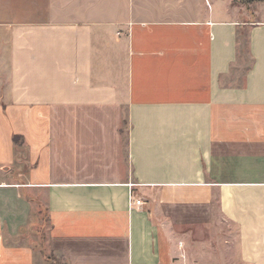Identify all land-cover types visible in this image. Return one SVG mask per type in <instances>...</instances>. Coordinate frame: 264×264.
<instances>
[{
	"label": "crops",
	"instance_id": "crops-1",
	"mask_svg": "<svg viewBox=\"0 0 264 264\" xmlns=\"http://www.w3.org/2000/svg\"><path fill=\"white\" fill-rule=\"evenodd\" d=\"M42 194L61 264H183L177 206L264 264V0H0V264Z\"/></svg>",
	"mask_w": 264,
	"mask_h": 264
},
{
	"label": "rangeland",
	"instance_id": "rangeland-1",
	"mask_svg": "<svg viewBox=\"0 0 264 264\" xmlns=\"http://www.w3.org/2000/svg\"><path fill=\"white\" fill-rule=\"evenodd\" d=\"M233 1L239 4L248 3L252 0ZM164 212L173 216V219L169 222L170 228L181 236L184 249V253L181 256L183 264H237L233 262L232 250L227 248L229 240H231L230 237L234 238L233 233L236 231L232 223L199 220L205 215L202 213L201 208L195 207H167ZM186 215L188 216V221L184 218ZM162 217L165 218L164 215L155 216V221L159 225ZM48 220L45 196L42 194V199L39 200L37 205V214L33 220L35 225L32 228L37 233L34 236L37 242L36 245L43 250L42 260H46L50 264L51 260H55L56 264H61L57 255L45 246L49 233Z\"/></svg>",
	"mask_w": 264,
	"mask_h": 264
},
{
	"label": "built area",
	"instance_id": "built-area-1",
	"mask_svg": "<svg viewBox=\"0 0 264 264\" xmlns=\"http://www.w3.org/2000/svg\"><path fill=\"white\" fill-rule=\"evenodd\" d=\"M135 185L134 182H131V186ZM144 204V201L141 197L136 195L135 192L131 193V206L136 205V206H142Z\"/></svg>",
	"mask_w": 264,
	"mask_h": 264
},
{
	"label": "trees",
	"instance_id": "trees-1",
	"mask_svg": "<svg viewBox=\"0 0 264 264\" xmlns=\"http://www.w3.org/2000/svg\"><path fill=\"white\" fill-rule=\"evenodd\" d=\"M55 262H56L55 260H51V264H56Z\"/></svg>",
	"mask_w": 264,
	"mask_h": 264
}]
</instances>
